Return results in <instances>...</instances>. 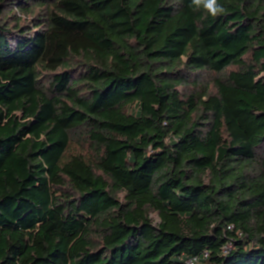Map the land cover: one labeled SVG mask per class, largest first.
Segmentation results:
<instances>
[{
  "label": "trees",
  "instance_id": "16d2710c",
  "mask_svg": "<svg viewBox=\"0 0 264 264\" xmlns=\"http://www.w3.org/2000/svg\"><path fill=\"white\" fill-rule=\"evenodd\" d=\"M219 3L0 0V264H264V0Z\"/></svg>",
  "mask_w": 264,
  "mask_h": 264
},
{
  "label": "clouds",
  "instance_id": "9594fccd",
  "mask_svg": "<svg viewBox=\"0 0 264 264\" xmlns=\"http://www.w3.org/2000/svg\"><path fill=\"white\" fill-rule=\"evenodd\" d=\"M196 9H203L208 15L216 17L226 12L225 7L219 3V0H192Z\"/></svg>",
  "mask_w": 264,
  "mask_h": 264
},
{
  "label": "rangeland",
  "instance_id": "374dc122",
  "mask_svg": "<svg viewBox=\"0 0 264 264\" xmlns=\"http://www.w3.org/2000/svg\"><path fill=\"white\" fill-rule=\"evenodd\" d=\"M25 19V18H24ZM27 22V20H24V22ZM203 79V83L207 84L209 87L212 88L213 79L215 78L216 74L210 73V72H204L200 75ZM70 151L72 152H88L90 154V150L87 148V145H85L83 139L80 138H73L71 144H70ZM158 220L156 219V222Z\"/></svg>",
  "mask_w": 264,
  "mask_h": 264
},
{
  "label": "built area",
  "instance_id": "2783aa9c",
  "mask_svg": "<svg viewBox=\"0 0 264 264\" xmlns=\"http://www.w3.org/2000/svg\"><path fill=\"white\" fill-rule=\"evenodd\" d=\"M228 247L225 248V251H227ZM208 254L205 253L204 257H206ZM199 261L198 257H192V258H188L187 260L184 261V263L182 264H197Z\"/></svg>",
  "mask_w": 264,
  "mask_h": 264
}]
</instances>
